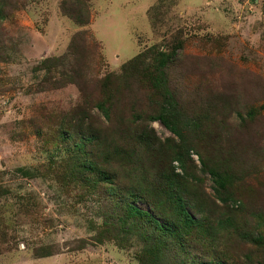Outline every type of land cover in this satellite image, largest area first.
Segmentation results:
<instances>
[{
    "label": "rangeland",
    "instance_id": "374dc122",
    "mask_svg": "<svg viewBox=\"0 0 264 264\" xmlns=\"http://www.w3.org/2000/svg\"><path fill=\"white\" fill-rule=\"evenodd\" d=\"M61 1L0 0V264L146 262L142 225L120 203L130 192L122 187L127 159L112 163L117 190L84 167L86 145L69 133L95 126L112 144L121 122L143 124L155 136L152 161L178 149L183 142L159 121H130L147 110L153 78L130 81L123 66L151 45L160 49L154 55L180 52L160 83L186 117L191 176L182 180L186 171L172 165L191 215L207 217L187 235L184 264H264V0H84L86 25L64 14ZM80 30L83 70L68 82L76 66L69 44ZM154 64L151 56L140 68ZM86 95L110 98V121L99 113L79 127L70 118ZM123 138L115 144L132 145L129 129Z\"/></svg>",
    "mask_w": 264,
    "mask_h": 264
},
{
    "label": "trees",
    "instance_id": "16d2710c",
    "mask_svg": "<svg viewBox=\"0 0 264 264\" xmlns=\"http://www.w3.org/2000/svg\"><path fill=\"white\" fill-rule=\"evenodd\" d=\"M61 9L64 14L68 15L77 24L86 25L89 22L90 14L84 0H62ZM85 34V31L80 30L72 35L69 46L70 51L74 55V65L76 66L73 68V75L68 77L70 78L68 82L78 83L74 77L80 75L83 70L81 56H83L84 50L79 49L77 42H83ZM156 49H159L157 45H151L136 54L123 66V70L128 75L130 81L136 82L140 77L153 78L149 82V89H151L150 91L155 99H153V96L150 97L151 102L148 103L147 108V110L151 109L149 111L150 113L144 114L147 110L140 113L136 112L133 114V118L131 115L130 121H159L180 142L184 143L183 131L187 125L185 121L186 117L177 108L178 99L168 90L165 82L160 83V81H165L166 79L164 68L169 63L177 60L180 52L172 50L170 53L158 51L155 55L154 53L150 54L151 51ZM151 56L157 59V64L142 70L140 66ZM154 74L159 76L157 80H154L156 79L153 77ZM60 83H62V80ZM107 103L110 105V98L109 100L105 98L92 100L86 95V98L82 97L81 105L73 112H70V118L78 121V123H74L79 124V127L83 126V121L87 117L95 120L94 117L99 113L104 118V122L107 120L110 121L111 115L106 109ZM90 105L96 106L99 112L94 113ZM131 124L133 125L134 123ZM140 126H131L121 122L120 127L115 128L116 130L114 131V137L118 141L112 144L107 137L97 131L95 126H88L86 129V134L89 137H84L86 134L83 130L85 129H79L77 135L69 133V136L73 138V142L76 145H86L85 152L87 156L84 167L96 171L99 177H105V180L110 185L116 187L117 190L121 187V183L119 182L120 173L112 168V163L119 156L127 159L129 167L126 175L123 176L126 183L122 187L125 188L127 186L130 192L123 197L120 203L126 216L135 219L142 225L141 234L146 241L144 250L146 262H142L141 264H152V262L156 264L153 261L155 258H158V261L173 259L174 264H184L186 259L185 243H187V235L194 230H202L207 224V217L200 214V216L194 218L189 212L187 208L188 197H186V189L188 187L185 185L186 183L180 182L188 179V176H191L190 173H187L185 167L188 160L192 162L189 153L191 146H187L184 149V144L179 143L178 149L171 148L169 154L162 153L163 156L161 159L155 158L152 161L155 136L147 125L144 126L142 124ZM128 129L132 132V145L117 146L115 143L125 142L123 137L125 131H128ZM140 149L142 150V154H140ZM100 159H104L105 164L99 165ZM158 161L161 162L160 166L163 163L165 167H160L161 169L158 170V174L154 176L151 170L153 166H156V162ZM173 161L179 163V166L186 171V175L182 177V180H180L179 174L175 172V166L172 165ZM22 172L23 174H27V171ZM209 173L215 175L216 171L210 169ZM137 201L143 203L148 209H142L136 206L134 202ZM198 205H200V202ZM250 239L256 241L259 238L250 237ZM170 244L176 246L178 251L175 254L170 253ZM184 255L185 257L183 258Z\"/></svg>",
    "mask_w": 264,
    "mask_h": 264
}]
</instances>
